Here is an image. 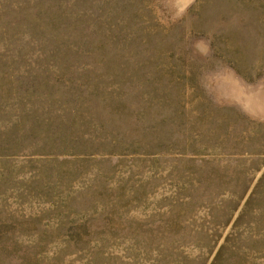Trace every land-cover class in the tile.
I'll list each match as a JSON object with an SVG mask.
<instances>
[{"label":"rangeland","instance_id":"374dc122","mask_svg":"<svg viewBox=\"0 0 264 264\" xmlns=\"http://www.w3.org/2000/svg\"><path fill=\"white\" fill-rule=\"evenodd\" d=\"M0 264H264V0H0Z\"/></svg>","mask_w":264,"mask_h":264}]
</instances>
